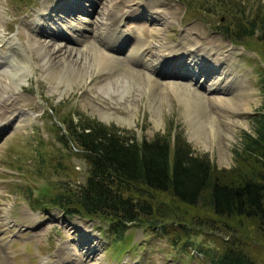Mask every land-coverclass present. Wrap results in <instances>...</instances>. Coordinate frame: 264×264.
I'll use <instances>...</instances> for the list:
<instances>
[{
  "label": "rangeland",
  "instance_id": "obj_1",
  "mask_svg": "<svg viewBox=\"0 0 264 264\" xmlns=\"http://www.w3.org/2000/svg\"><path fill=\"white\" fill-rule=\"evenodd\" d=\"M108 1L0 0V33L16 38L31 62L21 88L0 80V99L17 95L22 106L0 107V264H39L38 256L51 251L53 259L55 248L54 261L45 264H68V259L69 264H206L192 244H183L185 238L174 241L179 224L188 240L204 246L214 245L234 224L247 251L264 264V230L252 220H220L200 203L185 205L165 192L156 200L176 205L182 223L168 219L161 229L132 222L121 238L103 219L70 216L46 202L55 192L75 194L88 173L87 161L59 137L64 120L72 117L113 124L137 140L179 133L195 153L208 154L218 170L249 166L233 149L240 150L242 133L252 131L264 100V40L259 26L240 39L234 33L248 19L264 16V0H125L112 15L122 16L119 28L126 31L127 47L114 51L120 65L101 70L83 47L102 31L99 19ZM139 5L150 21L139 18V11L134 21L125 17ZM60 28L64 33H52ZM140 41L149 46L144 56L154 64L151 78L143 63L130 60ZM39 44L53 51L54 69L46 67ZM9 53L0 43V56ZM181 54L190 59L179 62L177 72L155 64ZM198 73L207 77L203 84ZM88 234L92 240L85 242Z\"/></svg>",
  "mask_w": 264,
  "mask_h": 264
},
{
  "label": "trees",
  "instance_id": "obj_2",
  "mask_svg": "<svg viewBox=\"0 0 264 264\" xmlns=\"http://www.w3.org/2000/svg\"><path fill=\"white\" fill-rule=\"evenodd\" d=\"M258 26V36L264 40V16L239 25L234 37L240 39ZM260 85L264 92V77ZM260 107L252 118V131L242 133L240 150L233 149L235 157L249 166H234L230 172L218 170L208 154L195 153L179 133L173 138L168 133L137 140L113 124L89 116L64 120L59 137L87 161L88 173L75 194L55 192L46 202L70 216L103 219L118 238L132 222L161 229L168 219L182 223L176 205L156 200L157 193L164 192L185 205L200 203L220 220L245 218L252 220L257 230H264V100ZM178 226L174 241L185 238L183 244H192L206 264H260L240 241L243 239L234 224L211 246L188 240V233ZM225 226L223 220V231Z\"/></svg>",
  "mask_w": 264,
  "mask_h": 264
},
{
  "label": "bare ground",
  "instance_id": "obj_3",
  "mask_svg": "<svg viewBox=\"0 0 264 264\" xmlns=\"http://www.w3.org/2000/svg\"><path fill=\"white\" fill-rule=\"evenodd\" d=\"M124 1L125 0H109L108 1L107 5L102 9V17H100V19H99L102 31L94 38V40L92 42H87L86 45H84V47H83V49L92 53L93 58H95L94 60H95L96 64L100 67L99 69H101V70H103L107 67H114V66L120 65L119 64L120 58L113 56L112 54L107 52L108 51L107 49L110 48V38L112 36L111 33L116 30V21L113 19V15H112L113 9L118 7L119 4H121ZM66 11H67V9H66ZM159 15L161 16L162 20L167 19L166 18V16H167L166 12H164V14L162 12H160ZM37 31H39V30H37ZM78 40L83 41L82 37H80V36H79ZM0 43L6 44L7 48L10 51V53L8 55H3L2 57L0 56V59H1L0 60V80H1V78L4 77L11 84L16 86V88H21L22 85L19 86L20 83L26 82L28 79V76L31 73V67H30L31 62H30V60L28 61V58H27L28 56L25 52L26 50H24L22 44L20 42H18V40L16 38L5 39L2 32L0 33ZM102 44L105 47L106 52L104 51ZM147 47H149L147 45V43H145L144 41L143 42L140 41V44L133 51V54L130 57V59L135 58V59H138L141 63H143V65H145L146 70L148 71V76H150V78H151V75H152L151 73L154 72L153 71L154 70L153 69L154 64L146 63V57L144 56V53H145V50L147 49ZM39 49H40L43 61L46 64V67L48 66L49 68L51 67V69L52 68L54 69V65L52 64V63H54L53 51H50V49L47 48L46 44H43V45L39 44L38 45V51H39ZM166 49L162 50V53H164V51H166ZM58 70H55L56 71V73H55L56 78H59V76L61 75L60 74L61 71L60 70L58 71ZM150 81L153 85L156 84V80H150ZM211 87H209V88H211ZM17 97H18L17 95L3 96L0 99V107L4 108L5 106H11L12 104H15V106L22 108V106L20 105V102L17 100ZM186 97L187 96H185V100L190 103L191 102L190 99L188 100V98H186ZM221 101L223 102V100H221ZM194 102H195V100H193V103ZM224 105H225V103H224ZM105 117H106V119H109L110 115L105 114ZM199 119H200V117H199ZM121 120L123 122L125 121V123H130L126 119H124V120L121 119ZM92 251L95 252V250H92ZM69 255L70 254L68 253L66 256H69ZM45 258H46V260H48L47 257H45Z\"/></svg>",
  "mask_w": 264,
  "mask_h": 264
}]
</instances>
